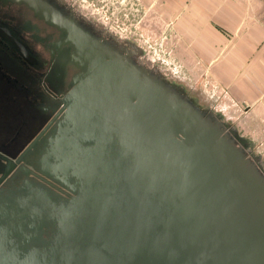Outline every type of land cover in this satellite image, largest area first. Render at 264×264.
I'll use <instances>...</instances> for the list:
<instances>
[{"label": "water", "instance_id": "95a60500", "mask_svg": "<svg viewBox=\"0 0 264 264\" xmlns=\"http://www.w3.org/2000/svg\"><path fill=\"white\" fill-rule=\"evenodd\" d=\"M62 23L79 74L40 167L77 197L26 200L23 215L51 228L49 244L23 251L11 215L0 264H264L259 158L134 43Z\"/></svg>", "mask_w": 264, "mask_h": 264}, {"label": "flooded vegetation", "instance_id": "af4514ba", "mask_svg": "<svg viewBox=\"0 0 264 264\" xmlns=\"http://www.w3.org/2000/svg\"><path fill=\"white\" fill-rule=\"evenodd\" d=\"M84 9L78 0H0V138H12L10 145H0V226L13 223L11 215L19 218L16 237L23 251L45 247L51 236V228H32L24 202L34 195L58 205L77 197L40 167L61 138L65 96L79 74L74 42L62 20L77 19L102 36L130 41ZM9 166L12 171L2 179Z\"/></svg>", "mask_w": 264, "mask_h": 264}, {"label": "crops", "instance_id": "0c3cea01", "mask_svg": "<svg viewBox=\"0 0 264 264\" xmlns=\"http://www.w3.org/2000/svg\"><path fill=\"white\" fill-rule=\"evenodd\" d=\"M181 39L201 58L218 59L210 73L253 119L264 114V0H154ZM147 5L149 0H141ZM160 19V18H159ZM161 20V19H160ZM245 109V108H244ZM256 120V119H255ZM234 131L237 134L236 129ZM250 152L251 143L237 134Z\"/></svg>", "mask_w": 264, "mask_h": 264}, {"label": "rangeland", "instance_id": "374dc122", "mask_svg": "<svg viewBox=\"0 0 264 264\" xmlns=\"http://www.w3.org/2000/svg\"><path fill=\"white\" fill-rule=\"evenodd\" d=\"M78 2L85 7L82 11L89 17L99 18L115 34L130 39L142 49L143 63L157 66L169 79L185 86L200 105L218 114L228 128L236 129L238 136L251 143L249 154L258 157L264 167V114L255 120L248 114L247 106L233 103L214 77L216 75L209 72L218 59L201 58L198 51L194 55L191 50L196 45L184 42L167 19L155 12L156 1L149 0L147 5L141 0ZM11 141L10 137H2L0 145H8Z\"/></svg>", "mask_w": 264, "mask_h": 264}]
</instances>
